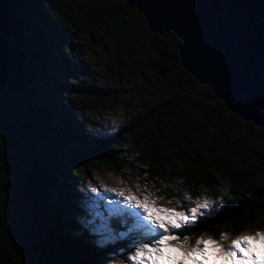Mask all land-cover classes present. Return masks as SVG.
Wrapping results in <instances>:
<instances>
[{
	"label": "trees",
	"instance_id": "16d2710c",
	"mask_svg": "<svg viewBox=\"0 0 264 264\" xmlns=\"http://www.w3.org/2000/svg\"><path fill=\"white\" fill-rule=\"evenodd\" d=\"M7 1L13 13L9 80L0 92V264L114 261L126 241L97 247L75 218L76 188L99 164L132 168V156L148 181L178 180L195 196L218 181L231 185L222 207L188 227L191 246L206 235L220 240L221 233L264 229V128L239 118L183 68L176 34L152 32L123 0ZM97 46L143 101L140 114L113 135L95 134L82 107L113 106L77 57Z\"/></svg>",
	"mask_w": 264,
	"mask_h": 264
},
{
	"label": "water",
	"instance_id": "95a60500",
	"mask_svg": "<svg viewBox=\"0 0 264 264\" xmlns=\"http://www.w3.org/2000/svg\"><path fill=\"white\" fill-rule=\"evenodd\" d=\"M152 32L176 34L182 66L246 122L264 128V0H123ZM0 0V92L11 66V15Z\"/></svg>",
	"mask_w": 264,
	"mask_h": 264
},
{
	"label": "snow or ice",
	"instance_id": "6c2138e0",
	"mask_svg": "<svg viewBox=\"0 0 264 264\" xmlns=\"http://www.w3.org/2000/svg\"><path fill=\"white\" fill-rule=\"evenodd\" d=\"M136 187L141 191L139 185ZM85 196L81 225L96 238L99 248L130 241L128 247L134 254L124 255L125 249H120L128 264H216L217 261L220 264H264V232L260 231L241 235L227 246L203 237L190 246L188 227L217 203L222 207V197L193 200L183 194L187 207L185 211H178L158 206L157 200H150L148 194L141 199L131 189L126 195L124 190L103 187ZM180 203L178 200L177 204ZM113 221L118 222L119 228ZM220 240L227 241V234L221 233Z\"/></svg>",
	"mask_w": 264,
	"mask_h": 264
},
{
	"label": "rangeland",
	"instance_id": "374dc122",
	"mask_svg": "<svg viewBox=\"0 0 264 264\" xmlns=\"http://www.w3.org/2000/svg\"><path fill=\"white\" fill-rule=\"evenodd\" d=\"M71 31L80 34L78 30L72 27ZM82 36L84 40L87 39V35ZM77 57L88 68L90 84H94L92 86L104 90L103 95L112 97L113 101V106H110V109H106L104 106L102 107L94 102H82L85 117L91 124V128L95 134L113 135L127 126L134 117L140 114L143 101L137 95L134 84L129 79H121L120 73L114 72V68L109 64L107 56L100 50L99 46L84 49L82 55H77ZM131 141L129 139L122 141L123 148L130 153L129 156L132 154L133 141ZM134 150H136L135 147ZM129 160L133 162L132 168L121 172L100 164L89 170L87 180L81 187L76 188L77 192L80 193L78 201L81 200V204L79 205L81 211L75 215L79 225H81L80 217L85 215L83 203L86 199L85 193L93 192L97 188L103 190V187H107L109 189H116L117 191L124 190L126 195L128 194V189H131V192L141 199L144 194H148L150 200H157L158 206L176 208L178 211H185L187 207L183 203V194L190 195L193 200L197 198L202 199L205 196L212 200H218L220 197L224 198L231 189L229 183L218 181L212 189L200 187L199 194L195 196L187 191L178 180L172 182L160 180L158 184L154 181H148L149 176L146 175V167L138 165L139 163L134 159V156L129 157ZM137 185H139L141 191L137 190ZM178 200L181 201L180 204H177ZM218 207H220L219 203L214 205L212 209ZM258 231L264 232V229H252L251 231L241 233L237 237L226 233L228 240L220 242L227 246L231 240L237 239L241 235H252ZM203 238L217 240L210 235H206ZM131 254L134 253L130 248L125 250L124 255ZM124 255L120 252V255L113 256L114 261L106 264H128ZM218 263L219 261L216 262V264Z\"/></svg>",
	"mask_w": 264,
	"mask_h": 264
}]
</instances>
